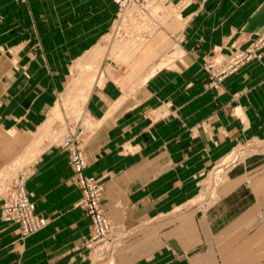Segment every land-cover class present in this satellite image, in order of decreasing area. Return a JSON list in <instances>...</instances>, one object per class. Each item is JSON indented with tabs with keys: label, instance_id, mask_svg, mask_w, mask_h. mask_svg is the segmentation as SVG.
Returning a JSON list of instances; mask_svg holds the SVG:
<instances>
[{
	"label": "crops",
	"instance_id": "0c3cea01",
	"mask_svg": "<svg viewBox=\"0 0 264 264\" xmlns=\"http://www.w3.org/2000/svg\"><path fill=\"white\" fill-rule=\"evenodd\" d=\"M163 2L176 16L128 63L103 62L107 78L95 83L86 103L97 127L86 139L85 173L103 178L102 205L112 221L135 229L112 264H264V157L230 167L204 210L190 204L203 175L237 142L264 141V54L219 89L207 87L202 68L215 50L245 47L264 33V0ZM116 11L113 0H2L3 40H27L22 55L7 48L0 58L25 56L39 60L31 74L68 77L101 43ZM12 28L18 29L14 36ZM62 85L17 82L8 88L6 82L0 129L17 136L37 132ZM23 148L17 143V152ZM30 172L27 188L48 224L21 239L18 225L0 214V264H94L85 245L92 220L77 205L82 192L68 152L59 143L48 145Z\"/></svg>",
	"mask_w": 264,
	"mask_h": 264
},
{
	"label": "rangeland",
	"instance_id": "374dc122",
	"mask_svg": "<svg viewBox=\"0 0 264 264\" xmlns=\"http://www.w3.org/2000/svg\"><path fill=\"white\" fill-rule=\"evenodd\" d=\"M13 1H15L18 5L20 2L30 5V0ZM138 2V7L143 8V10L134 8L136 6H126L133 8L123 11V9L126 7L120 10L119 6L116 4V18L108 33L102 39L101 43L96 46L94 51L93 48L83 59L74 63L73 73L68 77H42L31 74L29 68L35 65V61L39 63V60L32 58L26 59L25 56H22L20 59L14 58L13 56L4 59L0 58V96L6 82L9 85L8 88L13 83L17 82H20V85L24 86H31L37 82L38 84H53L54 86H59L62 84L66 85L65 90L60 95V99L58 100L56 107L53 108L47 120L48 122L46 121L47 123H44V125L40 127L37 132L17 136L15 133L11 132L8 134L7 132H4L0 129V185L17 176H25L26 190L30 200L33 201L31 198V193L27 188V181L31 177V163L48 145L59 143V146L64 149L62 147L63 139L65 136L71 133H81L83 138L82 145L88 163L85 148L86 139L88 135H90L91 132L96 129L97 124L89 115L86 103L91 89L95 83L98 81L102 83L107 78V75H104V72L101 70L103 62L119 61L121 63H128L132 57L137 56L143 51L144 46L150 36L154 35L155 32L166 23L168 18L176 16L175 7L172 5L166 6L163 0H139ZM28 11L31 12L32 10L29 8ZM2 19V0H0V26ZM1 30L2 28L0 27V56L7 48L9 49L10 55H22L24 51H26V46L23 45V42L24 40H27V38L23 36L22 41H20L18 44V37L16 36L15 38H10V43H6L3 40ZM23 30L28 32L31 29L29 28ZM17 31L18 29L16 28L10 29L11 36H14ZM3 41L4 43H2ZM229 48L230 49L227 53H221L219 50H215L213 54L204 58L202 68L207 74V87L219 89L222 81L225 78L237 72L245 64L254 60L261 62L264 54V33L256 35L245 47H241L238 43H233L229 46ZM163 64L164 62H161L159 65ZM75 69L80 74V77L76 81L74 76ZM8 141L11 142L10 146H8ZM17 143L24 145L23 150L20 152L16 151ZM64 150L68 152L70 159L69 151L67 149ZM258 157L261 159L264 157V141L258 139H249L237 142L228 155H226L222 160L214 165V167H212L203 175L201 189L195 199L190 202V204L196 205L200 209L204 210L217 198L219 186L222 185V183H224L230 175L228 170L230 167L234 165L245 166L251 162L255 163ZM89 176L94 177L100 182L104 193L105 186L103 178L93 175ZM73 178L82 192V188L77 182L78 180L75 170ZM1 188L2 186L0 187V190ZM79 201L77 205L81 207L79 205ZM103 211L106 215H108L104 208ZM0 214L1 218L5 222L12 223L4 219L2 198H0ZM262 214L263 211H260L259 216L262 217ZM112 222L122 228L121 234L118 235L120 238V246L123 240L130 236L135 229L125 228L122 224L115 223L114 221ZM18 229L21 239H25L38 232L37 231L28 236H24L19 225ZM91 235L92 225L90 236L85 240L86 246ZM88 249L92 251L91 248L88 247ZM98 263L99 262H94V264Z\"/></svg>",
	"mask_w": 264,
	"mask_h": 264
},
{
	"label": "built area",
	"instance_id": "2783aa9c",
	"mask_svg": "<svg viewBox=\"0 0 264 264\" xmlns=\"http://www.w3.org/2000/svg\"><path fill=\"white\" fill-rule=\"evenodd\" d=\"M122 10L126 6H139V0H114ZM80 132L64 137L62 147L70 154L77 182L82 188L79 205L87 211L92 220V235L87 247L92 249L94 262L112 264L119 246L122 228L116 225L103 211L101 200L103 187L92 176L85 174L88 166ZM25 176H17L0 185V198L3 199V216L6 221L19 225L24 236L33 234L47 224V219L35 212V204L30 200L25 186ZM96 257V259H95Z\"/></svg>",
	"mask_w": 264,
	"mask_h": 264
},
{
	"label": "bare ground",
	"instance_id": "6f19581e",
	"mask_svg": "<svg viewBox=\"0 0 264 264\" xmlns=\"http://www.w3.org/2000/svg\"><path fill=\"white\" fill-rule=\"evenodd\" d=\"M133 7H126L125 9H123V11H127L128 9H132ZM134 8H138V9H142L143 10V8H140V7H138V6H136V7H134ZM121 15V14H120ZM74 76H75V81L76 80H78V78L80 77V74L77 72V70L75 69V71H74ZM99 82V81H98Z\"/></svg>",
	"mask_w": 264,
	"mask_h": 264
}]
</instances>
